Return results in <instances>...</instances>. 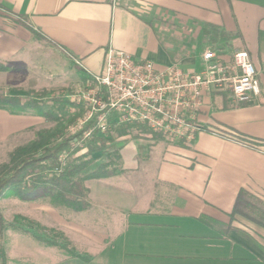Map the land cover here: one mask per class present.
Wrapping results in <instances>:
<instances>
[{"label": "crops", "instance_id": "crops-1", "mask_svg": "<svg viewBox=\"0 0 264 264\" xmlns=\"http://www.w3.org/2000/svg\"><path fill=\"white\" fill-rule=\"evenodd\" d=\"M17 19L46 39L34 38ZM108 47L192 72L201 70L206 48L224 62L245 50L260 92L251 104H237L227 90L204 94L196 112L202 130L191 143L114 131L107 149L89 156L85 173L108 161L116 173L86 182L87 210L62 215L46 203L19 200L38 224L22 227V234L47 242L59 228L95 245L88 259L65 255L41 264H264V227L230 216L240 189L264 201V0H0L4 95L24 97L25 85L38 87L41 72L34 70L50 55L91 81ZM29 118L0 110V139ZM114 119L116 127L121 122Z\"/></svg>", "mask_w": 264, "mask_h": 264}, {"label": "built area", "instance_id": "built-area-1", "mask_svg": "<svg viewBox=\"0 0 264 264\" xmlns=\"http://www.w3.org/2000/svg\"><path fill=\"white\" fill-rule=\"evenodd\" d=\"M201 60L198 72L175 64L158 68L149 60H136L125 51L108 47L101 72L91 74L90 90L83 96L88 111L69 132L95 117V127L105 135L112 122L109 117L115 114L119 122L144 125L168 140L191 143L202 130L196 112L204 94L227 90L237 104L255 102L259 80L247 51L238 50L231 61L224 62L216 50L206 48ZM90 133L91 129L83 132L75 145L82 146ZM65 159L62 153L60 160Z\"/></svg>", "mask_w": 264, "mask_h": 264}, {"label": "trees", "instance_id": "trees-1", "mask_svg": "<svg viewBox=\"0 0 264 264\" xmlns=\"http://www.w3.org/2000/svg\"><path fill=\"white\" fill-rule=\"evenodd\" d=\"M16 21L28 29L34 38L46 39L25 21L21 19ZM6 69L5 66L0 65V71ZM53 100L54 98L43 100L0 93V110H6L15 115L32 112L31 114L45 119L56 118L47 109ZM114 117L115 114H111L109 119L112 120ZM95 125L96 119L93 117L86 121L79 130L63 135L58 142L54 143V141L40 137L34 142L18 147L10 154L9 162L0 167V199L14 197L21 201L43 202L56 209L70 212L87 210L91 207V203L88 199L89 187L86 182L110 177L116 173L109 161L100 165L96 170L85 173L90 163L89 156L93 153L104 152L111 142V135L114 131L125 135L132 130H137L148 134L152 139L163 138L160 134L137 123L121 122L116 127L112 123L105 135L99 134ZM89 129H91L90 136L82 142V146L75 145V142L81 140L83 132ZM211 132L248 146L257 145L254 140L242 134L231 131ZM62 153L66 154V159L63 161L60 160ZM234 215H239L264 227V202L246 190L240 189L230 216ZM9 227L14 230L22 228L20 224L5 222L0 212V264H6V254L1 238L4 230Z\"/></svg>", "mask_w": 264, "mask_h": 264}, {"label": "rangeland", "instance_id": "rangeland-1", "mask_svg": "<svg viewBox=\"0 0 264 264\" xmlns=\"http://www.w3.org/2000/svg\"><path fill=\"white\" fill-rule=\"evenodd\" d=\"M40 68L34 70L37 75L41 72L39 86L35 89H30L29 85H25L28 89H26L27 94L24 97L29 96L43 100L54 98L47 106V109L56 118L45 119L31 114L32 112L19 114V116H26V118L30 117L28 119L30 120L28 121L29 124L24 128H20L19 124L15 123L16 125L18 124V129H15L6 138L0 139V167L9 162L10 154L18 147L34 142L40 137L51 142L54 141V143L58 142L63 135L69 132V128L83 120L88 111L89 107L83 96L90 90V81H84L70 61L60 55H50L42 59ZM16 120L20 122L21 118ZM22 206L23 204L17 198H1L0 212L4 221L20 224L23 228L31 224L32 227L38 226L34 219L36 214L33 210ZM59 211L62 212V215L64 212H70L66 210ZM37 233L39 234V232ZM34 236L35 234L27 232L22 234L21 228L14 230L9 227L4 230L1 243L3 249L5 247L6 263L41 264L44 261H53L61 256L75 254L88 259L91 254L95 253V245L91 242H86V239L77 235L75 236L76 238L69 236L59 228L52 236H46L47 242L40 241ZM80 241L85 245L82 246ZM48 242H52L45 245L49 247L47 249L50 251L43 256L41 244Z\"/></svg>", "mask_w": 264, "mask_h": 264}]
</instances>
